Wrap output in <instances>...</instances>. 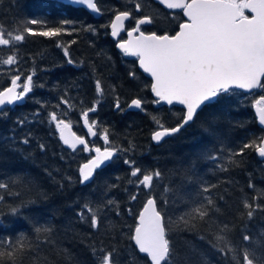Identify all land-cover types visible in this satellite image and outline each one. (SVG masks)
I'll use <instances>...</instances> for the list:
<instances>
[{"label": "trees", "instance_id": "obj_1", "mask_svg": "<svg viewBox=\"0 0 264 264\" xmlns=\"http://www.w3.org/2000/svg\"><path fill=\"white\" fill-rule=\"evenodd\" d=\"M96 2L100 18L78 10L86 16L82 21L86 28H76L74 19L80 15L69 12L65 8L70 6L58 1L0 0V29L5 32L18 34L23 27L35 31L62 28L60 36L26 35L23 42L0 50V61L7 51L25 61L26 76L34 73L36 85L25 105L8 107L0 114V184L7 185L0 188V237L16 241L22 234L25 246L14 253V261L5 256L3 264H98L97 256L102 253L97 251L94 256L93 248L113 252L114 264H150L131 239L137 216L150 197L157 199L164 216L168 238L176 252L174 264H243L244 247L254 251V264H264V159L254 148H247L242 155L232 157L238 163H229L231 153L264 137V128L259 126L253 109L264 89L251 94L233 90L220 103L200 110L190 125L155 145L151 134L158 127L156 121L175 127L184 109L155 105L151 81L139 70L136 59H125L116 49L109 25L116 13L134 12L135 4L140 3L142 15L154 18L147 31L171 34L184 21L183 13L165 10L152 0ZM30 19L40 23L30 25ZM131 24L129 21L128 27ZM58 44L68 49L71 59L75 54L72 61L76 66L55 49ZM57 56L63 59H54ZM130 72L135 73V78ZM97 80L103 89L99 95ZM62 97L78 113L95 106L91 120L97 122L96 142L105 145L102 135L107 130L110 145L120 150L119 160L114 163L116 176L102 177L94 190V195L98 193L103 200L100 207L106 209L107 215H98L97 228L91 227V217L77 218L67 210L79 197H72L70 185L66 189L61 185L68 179L67 174L79 181L80 178L77 159L69 157L54 123H49L51 111L65 106L61 104ZM136 97L144 101L142 110L126 111ZM117 100L119 109H115ZM209 156L218 159L211 160ZM126 159L135 162L141 176L157 170L161 175L154 177L150 189L137 188V178L131 177ZM250 183L254 187L250 188ZM205 187L207 192L203 191ZM206 197L214 205L209 208V216L204 221L193 220L195 227L185 228L180 217L201 203L207 206ZM245 200L253 207L261 206L251 219L247 216L249 209L243 206ZM12 208L20 211L14 215ZM92 209L98 214V207ZM224 224L228 225L224 235L235 249V260L232 253L224 255L213 247L219 226ZM45 227L51 231H36ZM245 234L251 238L248 243L243 241ZM3 249L10 250L7 243Z\"/></svg>", "mask_w": 264, "mask_h": 264}, {"label": "snow or ice", "instance_id": "obj_2", "mask_svg": "<svg viewBox=\"0 0 264 264\" xmlns=\"http://www.w3.org/2000/svg\"><path fill=\"white\" fill-rule=\"evenodd\" d=\"M72 4L86 6L87 9L98 13L99 9L94 0H69ZM160 5L166 9L182 10L183 16L187 18L186 22H181L179 30L175 35L167 33L157 34L152 32L145 34L141 26L153 23V17L144 16L136 19L135 27L127 30L128 39L118 42L117 47L125 56L138 58L139 67L144 73L151 77V92L156 98L153 102L167 105L179 104L184 106L185 111L181 116L180 123L176 127L166 128L156 121L159 130L152 134L151 139L157 143L165 137L171 136L181 131L186 125L194 120L198 110L220 103L223 97L232 94L233 89H243L251 92L254 89H264V0H157ZM142 8L140 3L135 4V11L139 12ZM246 11L252 15H246ZM132 17L131 11H119L111 22V35L118 37L122 31H125V21ZM30 25L39 24L37 19H30ZM67 24L69 21H64ZM62 34V28H48L45 31H35L31 27H23L18 34H13L9 30L5 32L0 29V46H15L25 40L26 35L57 37ZM65 56L68 51L64 49ZM17 62L15 55H8L6 59L0 61L3 65L12 66ZM69 64L73 62L68 60ZM33 74L27 75L23 83L21 76L16 74L10 79V86L0 91V114L9 107L21 104L26 101L28 95L36 86L33 82ZM129 75L135 78V73ZM97 94H102V86L99 80L95 83ZM39 103V102H38ZM68 100L61 98V104L68 105ZM144 101L142 99H133L130 108L142 109ZM59 107V105L57 106ZM70 107V106H69ZM115 107L120 108L117 100ZM256 112L259 117V123L264 125V95L255 101ZM93 106L82 113L84 126L87 128V134L96 137L97 126L95 120H89V113L95 112ZM39 115V113H36ZM155 119V118H154ZM21 125L24 121H18ZM49 123H54L55 129L59 133V140L63 145L77 151L78 146H83L80 151L95 153L86 163L79 168L80 183L89 182L96 172L102 166L113 161L117 150L105 147H90L89 141L71 131V123L58 118L56 112L50 114ZM14 139V137H13ZM102 139L105 145L109 144L107 130L104 131ZM27 143V139L23 141ZM254 148L257 154L264 158V137L259 138V142L252 141L246 143L238 152L231 153L229 163H238L233 156L242 155L244 149ZM43 149V145H41ZM208 159L217 160L216 156H209ZM126 165L131 168V177L137 178L136 187L141 186L147 189L152 187L153 179L159 178L161 173L148 172L141 176V169L135 167L134 161L124 160ZM226 171V168H222ZM7 185L0 184V188H6ZM249 187H254L251 183ZM167 191V189H165ZM209 189L203 188L204 192ZM136 197L133 196L134 200ZM3 197H0L2 200ZM205 203H201L190 211L185 212L180 221L185 228L195 227L191 221L199 219L204 221L209 216V208L214 207L211 198L206 197ZM108 204H112L108 200ZM167 203V201H165ZM245 209H249L247 216L253 217L254 212L261 206L256 204L253 207L247 200L243 202ZM90 215V224L92 228L99 226V220L95 211L88 205L84 206ZM218 211V209H216ZM12 214H17L20 209H10ZM81 219H85V213L82 210L78 213ZM37 232H50V228H37ZM229 231L228 225L219 226V231L215 235L216 243L213 247L220 253L227 255L232 253V258L237 259L235 249L227 240L226 233ZM23 235L21 234L16 241L11 238L4 239L0 237V264L7 256L14 261V253L24 250ZM138 252L146 254L151 264H174L176 252L172 247V242L168 238L167 228L162 212L157 208L155 198H148L138 216V223L131 236ZM203 239V237H201ZM250 236L243 235V241L248 243ZM7 243L9 249L4 251L3 245ZM19 245L17 247L16 245ZM223 245V246H221ZM97 251L102 255L97 256L98 264H114L113 252H106L104 249H92L93 255ZM243 264H254L252 258L254 251L243 248ZM239 264V261H237Z\"/></svg>", "mask_w": 264, "mask_h": 264}, {"label": "water", "instance_id": "obj_3", "mask_svg": "<svg viewBox=\"0 0 264 264\" xmlns=\"http://www.w3.org/2000/svg\"><path fill=\"white\" fill-rule=\"evenodd\" d=\"M53 1H58V2H61V3H63V4H66V5H71V6H74V7H82V8H84V9H86L87 11H89L91 14H93L95 17H100L101 15H102V13H101V11L99 10V12L98 13H94L92 10H90V9H87V7L86 6H81V5H79V4H72V3H70L69 2V0H53ZM154 1H156L157 2V0H154ZM94 2L96 3V0H94ZM158 3V2H157ZM163 6V5H162ZM98 7V6H97ZM164 8H166L165 6H163ZM99 9V8H98ZM175 10H179V9H175ZM179 11H182V10H179ZM248 13H250V12H248ZM252 14L250 13V16H251ZM115 17V16H114ZM114 17H113V19H112V21L114 20ZM185 18V20L183 21V22H186L187 21V18L186 17H184ZM128 21V20H127ZM127 21H125L124 23H125V31H122L121 33H120V35L118 36V37H112V35H111V27L109 26V29H110V38L111 39H113L114 41H116L117 42V44H118V42H120V41H122V40H126V39H128V36H127V30H126V23H127ZM111 25V24H110ZM129 30H131V29H129ZM179 30V29H178ZM126 34V37H125V39H121L120 40V38H121V36H122V34ZM145 34H150V33H145ZM175 35V34H174ZM117 44H116V48H117V50L119 51V52H121L122 53V51L117 47ZM124 55V54H123ZM124 57L125 58H127V59H132V58H136V57H132V56H125L124 55ZM137 61H138V58H137ZM138 67H139V62H138ZM139 69L143 72V70L139 67ZM144 73V72H143ZM147 77H149L150 79H151V77L147 74V73H144ZM263 79V78H262ZM237 90H241V91H244V92H249V91H247V90H243V89H237ZM254 90H256V89H254ZM254 90H252V91H254ZM251 91V92H252ZM153 94V93H152ZM153 97H154V94H153ZM155 98V97H154ZM135 99H137V98H135ZM156 99V98H155ZM26 102V101H25ZM25 102H23V103H21V104H18V105H24L25 104ZM131 104V101H130V103L128 104V107H127V109L128 110H134V111H139V110H141V109H135V108H130L129 107V105ZM158 106H163V105H167L166 103H164V102H161L160 104H157ZM174 105H176V106H180V107H183L184 108V106H182V105H179V104H174ZM15 106V105H14ZM168 106H172V105H168ZM11 107H13V106H11ZM200 110H198V112H199ZM254 111H255V114H256V117H257V120H258V124L261 126V127H263L264 128V125H261L260 123H259V117H258V114H257V112H256V107H255V105H254ZM195 119V118H194ZM194 121V120H193ZM192 121V122H193ZM192 122H190L188 125H190ZM188 125H186V126H188ZM185 126V127H186ZM176 127V126H175ZM173 128V127H172ZM183 129V128H182ZM157 130H159V129H156L155 131H157ZM71 131L72 132H74V130H73V128L71 127ZM87 131V130H86ZM154 131V132H155ZM153 132V133H154ZM152 133V134H153ZM176 134V133H175ZM77 135V134H76ZM174 135V134H173ZM172 136V135H171ZM171 136H168V137H165L161 142H159V143H157V142H155V141H153V143L155 144V145H159V144H161L165 139H167V138H169V137H171ZM67 147V146H66ZM79 147H83V146H78V148ZM69 149V148H68ZM103 150V149H102ZM257 153V152H256ZM92 154V156L93 155H95V153L93 152V153H91ZM258 155V154H257ZM118 156V153H116V156L115 157H117ZM114 157V158H115ZM258 157L259 158H261L259 155H258ZM261 159H264V158H261ZM87 162V161H86ZM86 162H84V163H86ZM112 162V161H111ZM111 162H109V163H107L106 164V166H102L100 169H104L105 167H107ZM84 163H82V164H84ZM81 164V165H82ZM99 170V169H98ZM97 171V170H96ZM95 174H96V172H95ZM95 174H94V177H95ZM93 177V178H94ZM92 178V179H93ZM91 179V180H92ZM90 180V181H91ZM89 181V182H90ZM85 183H87V182H85ZM152 198H154V197H152ZM157 208H158V205H157ZM143 209V208H142ZM158 210H159V208H158ZM142 211V210H141ZM163 215V214H162ZM137 223H138V218H137ZM143 255H146V254H143ZM150 261V260H149ZM150 263H151V261H150Z\"/></svg>", "mask_w": 264, "mask_h": 264}, {"label": "flooded vegetation", "instance_id": "obj_4", "mask_svg": "<svg viewBox=\"0 0 264 264\" xmlns=\"http://www.w3.org/2000/svg\"><path fill=\"white\" fill-rule=\"evenodd\" d=\"M65 9H67V10H72V9H68V8H65ZM74 11H75V10H74ZM142 14H143V13H141V11H139V12L136 11L135 13H132V17H133V18H131V19H132V22H133L134 24H136V19H137V18H141V17H143ZM84 19H85L84 15H81V16L77 17L76 19H74L75 21L78 22L76 28H78V27H79V28H80V27H82V28H86V25H84V23H82V21H84ZM144 26H145V25L142 26V29H143ZM67 51H68V49H67ZM74 55H75V54L72 55V59H71L70 54H69V51H68V56H67V58L71 59V61H72L73 59H75V56H74ZM57 58H62V59H63V57H61V56H57V57L54 58V59H57ZM72 62H73V61H72ZM71 66H76V63L73 62V63L71 64ZM82 133H83V135L86 137V131L83 130Z\"/></svg>", "mask_w": 264, "mask_h": 264}]
</instances>
